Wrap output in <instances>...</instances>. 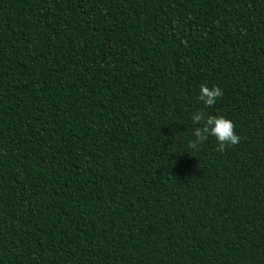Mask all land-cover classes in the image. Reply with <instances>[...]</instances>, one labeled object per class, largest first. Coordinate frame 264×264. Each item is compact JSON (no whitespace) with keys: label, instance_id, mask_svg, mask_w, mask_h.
<instances>
[{"label":"trees","instance_id":"16d2710c","mask_svg":"<svg viewBox=\"0 0 264 264\" xmlns=\"http://www.w3.org/2000/svg\"><path fill=\"white\" fill-rule=\"evenodd\" d=\"M0 264H264V0H0Z\"/></svg>","mask_w":264,"mask_h":264},{"label":"clouds","instance_id":"9594fccd","mask_svg":"<svg viewBox=\"0 0 264 264\" xmlns=\"http://www.w3.org/2000/svg\"><path fill=\"white\" fill-rule=\"evenodd\" d=\"M222 94V90L217 86H200L198 99L203 107L190 115V123L193 126L192 139L189 143L190 148L198 150L199 146L207 141L209 137L215 139L217 148L220 151L239 142L240 138L235 133L234 124L230 119L204 111V109L212 108Z\"/></svg>","mask_w":264,"mask_h":264}]
</instances>
